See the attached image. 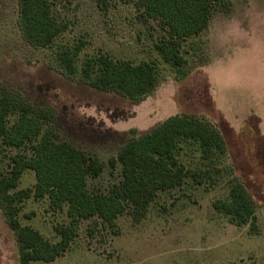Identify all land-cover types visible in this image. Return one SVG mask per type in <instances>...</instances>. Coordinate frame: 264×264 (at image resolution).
<instances>
[{"label": "rangeland", "instance_id": "1", "mask_svg": "<svg viewBox=\"0 0 264 264\" xmlns=\"http://www.w3.org/2000/svg\"><path fill=\"white\" fill-rule=\"evenodd\" d=\"M134 1H57L53 11L69 22V29L51 47L36 49L19 27L20 0H0V90L19 94L34 107L51 108L58 141L101 161L102 173L88 181L93 193L107 194L123 180L122 165L112 167L110 159L131 138L176 115L207 121L227 145L225 158L214 163L201 161L198 147L182 143V163L193 171L205 166L216 171L217 166L222 173H214L215 185L189 178L182 187L159 193L141 221L125 214L112 228L99 218L82 220L62 257L32 264H264V45L243 39L235 26L251 4L264 6V0H228L230 12L219 5L209 28L183 43L189 73L182 80L155 49L164 28L143 19ZM77 41L86 43L79 68L86 56L101 52L133 64L156 61L157 89L131 100L90 87L80 74L65 76L57 52ZM8 166L4 158L0 173ZM236 179L254 201L259 233L250 225H234L214 208ZM35 183V173L27 171L18 190L33 189ZM19 219L52 243L60 239L56 227L70 222L66 207L54 209L47 198L33 197L23 202ZM0 264H20L18 241L1 207Z\"/></svg>", "mask_w": 264, "mask_h": 264}, {"label": "trees", "instance_id": "2", "mask_svg": "<svg viewBox=\"0 0 264 264\" xmlns=\"http://www.w3.org/2000/svg\"><path fill=\"white\" fill-rule=\"evenodd\" d=\"M60 0H20L19 27L24 40L36 49L51 47L69 29V22L54 13ZM230 12L232 3L226 0H135L134 5L146 21L160 23L165 30L155 49L163 62L171 66L180 80L189 72L183 54V43L205 32L219 5ZM84 41L61 47L57 59L67 77L80 74L90 87L117 93L137 100L152 94L160 79L156 61L133 64L117 61L107 53L85 57ZM55 112L48 107H34L21 95L0 90V162L7 158L8 170L0 173V207L19 245L20 264L50 263L62 257L78 236L82 220L99 218L109 227L128 214L141 221L157 195L185 185L189 178L203 184L204 179L215 185V166L192 170L180 160V146L191 143L198 147L201 161L221 162L227 152L224 137L212 124L193 115L169 117L152 131L131 138L110 159V165H122L123 180L109 193L89 190L90 178H98L104 169L99 159L69 142H59L51 123ZM33 171V189H20V180ZM218 173V174H217ZM47 198L51 208H67L68 225L56 227L59 241L52 243L30 225H23L19 215L23 202L30 198ZM215 210L229 217L236 226L250 225L259 233L254 201L236 180L230 181L228 193L214 202Z\"/></svg>", "mask_w": 264, "mask_h": 264}, {"label": "clouds", "instance_id": "3", "mask_svg": "<svg viewBox=\"0 0 264 264\" xmlns=\"http://www.w3.org/2000/svg\"><path fill=\"white\" fill-rule=\"evenodd\" d=\"M235 26L243 39L264 45V6L251 4L244 18L235 21Z\"/></svg>", "mask_w": 264, "mask_h": 264}]
</instances>
